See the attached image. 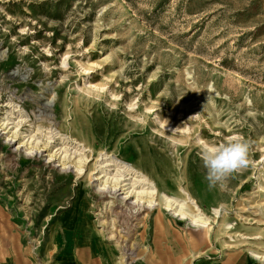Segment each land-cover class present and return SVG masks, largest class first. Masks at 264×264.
Instances as JSON below:
<instances>
[{
	"label": "rangeland",
	"instance_id": "rangeland-1",
	"mask_svg": "<svg viewBox=\"0 0 264 264\" xmlns=\"http://www.w3.org/2000/svg\"><path fill=\"white\" fill-rule=\"evenodd\" d=\"M230 138L250 165L209 190L198 141ZM102 153L190 194L210 236L98 193ZM263 260L264 0H0V264Z\"/></svg>",
	"mask_w": 264,
	"mask_h": 264
},
{
	"label": "bare ground",
	"instance_id": "bare-ground-1",
	"mask_svg": "<svg viewBox=\"0 0 264 264\" xmlns=\"http://www.w3.org/2000/svg\"><path fill=\"white\" fill-rule=\"evenodd\" d=\"M24 115L18 113L19 126L22 123ZM31 144L38 143L34 136L29 137ZM37 150V145L32 146L28 151L34 152ZM74 150V151H73ZM58 151L64 152V158L61 160L62 166L66 169L72 164L78 172H82L83 165L86 164L88 157L85 154L84 148L80 145L71 147L66 138L61 139V147ZM70 153V154H69ZM75 156L74 160H71ZM99 162V170L96 173L95 181H100L97 184V192L102 195H109L110 197L118 198V193L124 194L121 197V202L125 200L132 201L131 212L137 213L142 209L153 210L157 207L172 211L174 216H181L183 219H189L191 225L195 227L204 228L202 234L206 237L210 236L211 229L210 218L203 212L201 205L190 194L184 199H177L167 195L160 190V185L157 182L156 173L148 166L145 161L128 162L116 156L102 153ZM55 156H51L53 158ZM66 159L68 162L66 163ZM70 162V163H69ZM152 170V171H151ZM155 173V174H154ZM129 205V204H126ZM214 213L219 214V209L214 208ZM201 233V232H200ZM216 262H213L215 264ZM64 264H67L64 262ZM264 264V260L262 262Z\"/></svg>",
	"mask_w": 264,
	"mask_h": 264
},
{
	"label": "clouds",
	"instance_id": "clouds-1",
	"mask_svg": "<svg viewBox=\"0 0 264 264\" xmlns=\"http://www.w3.org/2000/svg\"><path fill=\"white\" fill-rule=\"evenodd\" d=\"M198 143L201 145L199 155L209 190L222 186L230 176L250 165L251 144L247 140L230 138L227 142L214 145L201 139Z\"/></svg>",
	"mask_w": 264,
	"mask_h": 264
}]
</instances>
